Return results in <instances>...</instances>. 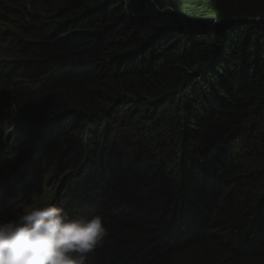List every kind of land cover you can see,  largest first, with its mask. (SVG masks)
<instances>
[{"label": "trees", "instance_id": "obj_1", "mask_svg": "<svg viewBox=\"0 0 264 264\" xmlns=\"http://www.w3.org/2000/svg\"><path fill=\"white\" fill-rule=\"evenodd\" d=\"M8 6L23 63L0 121L56 176L78 169L69 194L103 198L100 250L160 239L141 264H264V0Z\"/></svg>", "mask_w": 264, "mask_h": 264}, {"label": "clouds", "instance_id": "obj_2", "mask_svg": "<svg viewBox=\"0 0 264 264\" xmlns=\"http://www.w3.org/2000/svg\"><path fill=\"white\" fill-rule=\"evenodd\" d=\"M17 1L20 0H0V23L3 18L11 20L5 30L0 27V46L4 43L9 48L6 55L0 53V83L3 86L0 94L7 92L4 82L16 75L23 63L16 42L24 32L18 15L8 6ZM13 8L19 9L15 5ZM2 99L0 96V101ZM0 115L3 116L1 105ZM23 124L18 119L8 125L0 121V264H141L145 260L152 262L156 251L165 250L160 239H150L146 245H127L118 252L114 249L111 255L102 252L100 249L109 237L105 219L110 217L103 216L105 201L103 198L96 200L93 195L96 192L87 190L69 194L65 183L78 169L56 176L52 165L38 152L36 142L30 139L17 142V133L22 135L18 128ZM29 148L31 151L26 152ZM15 153L13 160L16 162L12 163L13 156L10 155ZM31 156L37 167L43 165L50 171L58 185L47 205L24 210L38 169L30 170L29 164L24 162ZM16 196L18 200L14 201ZM168 222L171 225V221ZM176 228L180 238L190 245L189 233L180 218ZM172 234L177 238L173 231Z\"/></svg>", "mask_w": 264, "mask_h": 264}, {"label": "rangeland", "instance_id": "obj_3", "mask_svg": "<svg viewBox=\"0 0 264 264\" xmlns=\"http://www.w3.org/2000/svg\"><path fill=\"white\" fill-rule=\"evenodd\" d=\"M8 21L11 22L9 17L2 19V23H0V27L2 28V30H5V28H7ZM12 30H11V33H12ZM8 50H9L8 46L4 45V43L0 46V53L2 55H6ZM10 51L12 53V48L10 49ZM2 89H3V86H1V83H0V90ZM16 150L17 149H15V151ZM25 151L30 152L31 149L30 148L25 149ZM10 156H13L12 163H15L16 160H13V158L16 156V153L15 155L11 154ZM24 162L26 163V165L29 164L30 170L36 169V168L38 169L36 170V178H35L34 183L30 187V193L27 196L28 198L26 199L27 201L25 200L23 209L25 210L27 208L34 207V206L47 205L57 190L58 181H55L51 178L50 171L44 168L43 165H40L37 167V164L35 163V159L33 156L29 157V159Z\"/></svg>", "mask_w": 264, "mask_h": 264}, {"label": "bare ground", "instance_id": "obj_4", "mask_svg": "<svg viewBox=\"0 0 264 264\" xmlns=\"http://www.w3.org/2000/svg\"><path fill=\"white\" fill-rule=\"evenodd\" d=\"M18 139H19V138H18ZM18 139H17V140H18ZM19 141H20V139H19ZM24 186H25V181L23 182L22 187H24ZM15 200H18V197H17V196H16V198L14 199V201H15Z\"/></svg>", "mask_w": 264, "mask_h": 264}]
</instances>
